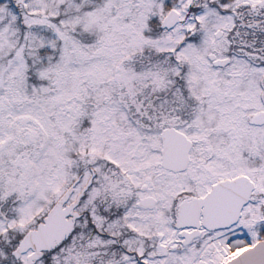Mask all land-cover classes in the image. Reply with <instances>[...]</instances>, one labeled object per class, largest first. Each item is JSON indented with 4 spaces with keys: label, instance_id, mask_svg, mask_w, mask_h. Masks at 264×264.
<instances>
[{
    "label": "snow or ice",
    "instance_id": "6c2138e0",
    "mask_svg": "<svg viewBox=\"0 0 264 264\" xmlns=\"http://www.w3.org/2000/svg\"><path fill=\"white\" fill-rule=\"evenodd\" d=\"M0 264H264V0H0Z\"/></svg>",
    "mask_w": 264,
    "mask_h": 264
}]
</instances>
